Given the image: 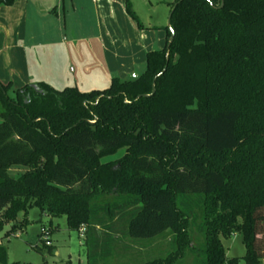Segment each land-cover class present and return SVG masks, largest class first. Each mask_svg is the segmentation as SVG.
Instances as JSON below:
<instances>
[{
  "label": "trees",
  "instance_id": "16d2710c",
  "mask_svg": "<svg viewBox=\"0 0 264 264\" xmlns=\"http://www.w3.org/2000/svg\"><path fill=\"white\" fill-rule=\"evenodd\" d=\"M170 7L173 43L167 27L165 48L148 53L133 80L90 92L27 84L14 96L0 82V231L39 208L86 228L88 264L114 260L124 239L164 233L176 234L175 252L144 264H177L187 249L195 264H264V0ZM126 9L138 21L132 0ZM235 233L242 261L223 244ZM0 264H11L2 245Z\"/></svg>",
  "mask_w": 264,
  "mask_h": 264
},
{
  "label": "crops",
  "instance_id": "0c3cea01",
  "mask_svg": "<svg viewBox=\"0 0 264 264\" xmlns=\"http://www.w3.org/2000/svg\"><path fill=\"white\" fill-rule=\"evenodd\" d=\"M147 23L131 18L126 0H17L0 9V82L11 92L35 83L80 90L85 72L104 69L134 79L147 54L167 42L168 25Z\"/></svg>",
  "mask_w": 264,
  "mask_h": 264
},
{
  "label": "rangeland",
  "instance_id": "374dc122",
  "mask_svg": "<svg viewBox=\"0 0 264 264\" xmlns=\"http://www.w3.org/2000/svg\"><path fill=\"white\" fill-rule=\"evenodd\" d=\"M175 1L132 0L134 12L139 18L136 22L145 27V24H148L147 21L150 20L154 26L161 25L166 28L170 16V5ZM98 33L99 30H97ZM165 45L166 41L163 40L161 47H156V51L164 49ZM126 61L128 62V60ZM100 65L101 63H98V66ZM112 73L107 69L102 72H85V75L82 76L83 85L79 86L80 90L90 92L108 88L111 84V78L120 79L116 77L118 76L117 74L111 75ZM41 74L39 71L40 76H42ZM69 78L78 79V74H70ZM132 79L133 77L128 80ZM15 91L11 92L12 96H14ZM3 122L4 119L0 117V125ZM122 155L123 151L109 157L107 161L116 160ZM22 173L23 170L11 171V175L15 178H19ZM260 218L261 220L258 223V246L264 253V211L260 213ZM25 221H27V226L24 229L18 228L9 238L6 237L13 224L20 225L25 223ZM43 228L49 233L51 249L41 241L44 237L42 236ZM188 233L194 246H199L203 243V237L200 236L196 228H191ZM175 237V233H164L152 240L127 241L124 239L118 242V257L116 256L114 260L108 259V261H103L100 264H144L155 259L167 258L176 250ZM223 244L226 248L227 257L240 258L241 261L245 257L246 246L241 234L235 233L230 239H223ZM0 245L7 249L8 261L11 264H88V249L85 243V236L80 231L70 229L66 217L51 219L47 216H42L39 208L31 209L27 216L25 213L20 212L15 222L5 224L3 230L0 231ZM124 247L128 248L125 249ZM195 260L194 250L187 249L185 258L177 264H195Z\"/></svg>",
  "mask_w": 264,
  "mask_h": 264
},
{
  "label": "built area",
  "instance_id": "2783aa9c",
  "mask_svg": "<svg viewBox=\"0 0 264 264\" xmlns=\"http://www.w3.org/2000/svg\"><path fill=\"white\" fill-rule=\"evenodd\" d=\"M80 232L85 236L86 228H83ZM42 236H44L42 238L43 243H45V245L50 246V240H49V237H48L49 233H48V231L45 228L42 229Z\"/></svg>",
  "mask_w": 264,
  "mask_h": 264
},
{
  "label": "water",
  "instance_id": "95a60500",
  "mask_svg": "<svg viewBox=\"0 0 264 264\" xmlns=\"http://www.w3.org/2000/svg\"><path fill=\"white\" fill-rule=\"evenodd\" d=\"M223 7V5L221 6V8ZM171 18H172V13H170V16H169V20H168V28L171 32V37L169 39V43H168V47L171 46V44L173 43V40H174V37H175V32H174V29L172 28L171 26ZM155 93V89H153V93L152 95Z\"/></svg>",
  "mask_w": 264,
  "mask_h": 264
}]
</instances>
